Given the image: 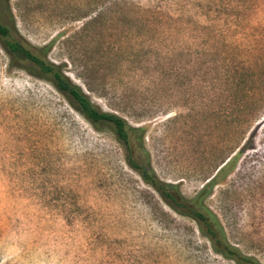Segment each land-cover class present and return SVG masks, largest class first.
Returning <instances> with one entry per match:
<instances>
[{
    "label": "rangeland",
    "instance_id": "374dc122",
    "mask_svg": "<svg viewBox=\"0 0 264 264\" xmlns=\"http://www.w3.org/2000/svg\"><path fill=\"white\" fill-rule=\"evenodd\" d=\"M0 18L99 108L145 126L152 169L184 197L218 174L207 205L264 263V0H0ZM5 40L0 264H237Z\"/></svg>",
    "mask_w": 264,
    "mask_h": 264
},
{
    "label": "trees",
    "instance_id": "16d2710c",
    "mask_svg": "<svg viewBox=\"0 0 264 264\" xmlns=\"http://www.w3.org/2000/svg\"><path fill=\"white\" fill-rule=\"evenodd\" d=\"M10 33V28L0 18V35L6 37L5 48L8 52L33 62L40 69L41 76H48L61 92L69 95L72 106L92 123L110 124L126 149L128 164L137 170L144 181L152 185L173 209L198 222L200 231L211 241L216 253L234 260L237 264H264L256 257L243 253L228 240L219 216L207 205L206 198L216 185L218 174L214 175L194 197H184L178 185L160 179L152 169L150 153L145 142V126L132 125L123 116L99 108L82 87L70 79L61 65L42 59L21 42L11 39ZM51 47L52 43L42 49L47 52ZM228 163L229 161L218 172Z\"/></svg>",
    "mask_w": 264,
    "mask_h": 264
}]
</instances>
